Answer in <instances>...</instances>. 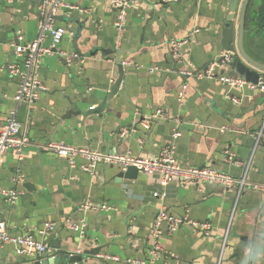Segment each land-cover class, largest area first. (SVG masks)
I'll list each match as a JSON object with an SVG mask.
<instances>
[{
	"label": "crops",
	"instance_id": "1",
	"mask_svg": "<svg viewBox=\"0 0 264 264\" xmlns=\"http://www.w3.org/2000/svg\"><path fill=\"white\" fill-rule=\"evenodd\" d=\"M64 1L83 10L63 11L59 15L63 22L56 20L66 31L59 46L65 56L42 59L34 70L43 86L39 99L17 105L19 79L7 67L15 59V46L29 44L37 36L39 8L33 5L39 0H0V127L15 112L31 144L20 160L7 153L0 163V187L23 192L13 205L0 198V229L5 227L14 236L30 235L48 244L54 256L80 250L75 255H81L84 264L147 262L153 223L164 208L174 216L209 223L212 234L205 237L185 228L167 234L162 228L157 264H264V99L244 90L246 98L236 105L225 99L227 90L216 81L180 75L184 70L201 71L225 53L221 46L228 14L225 1L133 0L138 7L128 13L120 45L110 0ZM263 6L264 0H251L243 42L247 55L264 65ZM79 26L82 58L64 64L61 59L75 55L74 38L67 28ZM195 28L199 31L194 42L183 48L181 60H174L169 43L186 38ZM233 46L236 51L229 54L243 61L236 43ZM116 51L123 53L127 83L105 103L110 83L118 78ZM226 71L236 74L231 67ZM181 91H185L183 104L178 100ZM101 105L100 112L89 113ZM156 110H163L165 116L151 121ZM146 119L148 129L142 126ZM175 129L180 132L174 142L175 157L181 165L212 167L234 179L243 178L250 187L238 195L219 185L161 186L157 176L138 172L136 180L119 179L120 168L104 165H98L90 177L41 149L48 143H63L150 158L169 142ZM224 152L233 154L240 166L225 163ZM16 169L22 179L15 186ZM154 193L165 197L154 198ZM86 202L107 204L110 210L80 213L78 208ZM80 220L87 225L82 240L69 228ZM47 222L55 223L54 233L40 235ZM96 254L119 261L100 260ZM21 256L12 245L0 247V264Z\"/></svg>",
	"mask_w": 264,
	"mask_h": 264
},
{
	"label": "built area",
	"instance_id": "2",
	"mask_svg": "<svg viewBox=\"0 0 264 264\" xmlns=\"http://www.w3.org/2000/svg\"><path fill=\"white\" fill-rule=\"evenodd\" d=\"M182 0H162L164 4H174ZM110 6L116 13L114 28L116 31L117 45L123 39L125 33L128 13L131 9L137 8L138 5L133 0H110ZM38 33L32 42L29 44H19L14 48L15 59L8 64V72L11 76L19 79V86L14 97L17 105H31L40 97V91L43 86L34 76V70L38 67L42 59L46 56L59 55L61 58L65 56L59 50L62 39L66 31L63 27L56 24V16H59L63 11L83 10L77 6L70 5L64 0H44L39 9ZM199 29L195 28L186 38L181 40H172L169 43L171 55L174 60L182 59V50L184 47L190 46L194 42V38ZM48 42V44H46ZM66 57L64 60L70 62L71 58ZM233 56L229 53H224L220 58L208 63L206 67L197 72L184 70L180 75L184 77H195L197 80L216 81L221 87L227 90L225 99L229 102L239 105L246 98L242 92L248 90L255 92L264 99V72L259 74L256 83L246 81L237 74L227 72ZM236 91V92H235ZM185 91L178 93V100L183 104ZM163 110H156L150 120L159 117L164 118ZM149 119L142 122L144 129L149 128ZM180 126V125H179ZM221 132L225 128L220 129ZM127 133V131L123 130ZM180 136L178 130H174L169 142L164 144L157 154L150 158H135L127 155H110L99 151H93L86 148H78L75 146L63 143H48L43 148L46 152L52 153L58 158H64L70 168H79L80 171L90 177L95 176V170L98 165L116 166L122 171L127 167H135L147 176H157L161 186L177 185L198 187L208 185H219L225 189H234L237 194H241L242 190L250 187L249 184L242 179H234L228 174L220 173L212 167L189 168L181 165L175 157V140ZM142 143V141H140ZM29 137L21 131L20 125L16 120L15 112H11L8 119L0 127V163L7 153L13 154L17 159H21L22 153L30 146ZM225 163L231 166H240L239 162L234 159L233 154L224 152ZM79 160L83 163L80 164ZM22 175L19 169L15 170L13 182L15 186L21 181ZM257 189L256 187L252 186ZM23 195L22 191L14 189H3L0 187V198L9 205L15 202ZM154 198L162 199L165 194H153ZM110 208L107 204L92 205L90 202L84 203L78 208L80 213L87 212H107ZM85 220H80L78 223L70 224V230L77 235L79 240L85 237L86 232ZM162 228L167 234H171L180 228L189 230H198L203 236L209 237L212 234L211 226L207 222H197L191 220L187 215L177 217L169 214L164 208H160L153 223L152 238L153 243L149 251V260L136 261L127 260L129 264H157V259L161 256V245L159 243L162 236ZM56 229L55 223L47 222L39 231L40 235L50 236ZM12 245L17 255H32V254H50L54 256L55 252L50 249L49 245L36 240L30 235L14 236L7 231V228L0 229V247ZM80 250L75 251L80 253ZM96 257L104 261H119V258L109 255L96 254ZM161 264H169L163 262Z\"/></svg>",
	"mask_w": 264,
	"mask_h": 264
},
{
	"label": "water",
	"instance_id": "3",
	"mask_svg": "<svg viewBox=\"0 0 264 264\" xmlns=\"http://www.w3.org/2000/svg\"><path fill=\"white\" fill-rule=\"evenodd\" d=\"M228 5V14L226 16L224 29L222 30L221 37V46L224 49L225 53H232L236 51L234 48V43H236V48L239 56L243 61H240L238 56H233V59L230 63V67L232 70L240 77L244 78L246 81L251 83H256L259 77V74L255 71L264 72V65L252 59L244 50V33H245V24L246 18L248 15V8L251 0H223ZM44 0H39L38 3L33 5L37 7V9L42 6ZM38 10V15H39ZM235 18L238 19L237 26L234 23ZM55 20L63 22V18L60 16H56ZM75 23L78 24L79 21L75 20ZM67 31L72 34L73 42V50L75 53V57L70 59V62H78L79 58H82V54L77 46V40L80 36L81 26H79L78 30L68 27ZM123 53L120 51H116L115 55V64L118 69V78L110 83V90L107 94L104 102L107 100H111L114 96H117L119 93V88L122 84H126L127 80L124 76V67L122 64V60L120 59ZM62 62L68 63L66 60ZM126 93L123 91L122 95ZM102 105L97 108H90L89 113H97L100 112ZM139 171L135 167H127L125 171H121L117 174V178L119 179H127V180H136ZM36 259L26 258L24 256L16 257L13 259V262H8L7 264H84V260H82L81 255L75 254H66V255H58V256H48L46 253L37 255Z\"/></svg>",
	"mask_w": 264,
	"mask_h": 264
},
{
	"label": "trees",
	"instance_id": "4",
	"mask_svg": "<svg viewBox=\"0 0 264 264\" xmlns=\"http://www.w3.org/2000/svg\"><path fill=\"white\" fill-rule=\"evenodd\" d=\"M264 7V6H263ZM263 19H264V14H263V17H262ZM263 25H264V23H263Z\"/></svg>",
	"mask_w": 264,
	"mask_h": 264
},
{
	"label": "flooded vegetation",
	"instance_id": "5",
	"mask_svg": "<svg viewBox=\"0 0 264 264\" xmlns=\"http://www.w3.org/2000/svg\"><path fill=\"white\" fill-rule=\"evenodd\" d=\"M257 29V28H256ZM257 31H258V29H257Z\"/></svg>",
	"mask_w": 264,
	"mask_h": 264
}]
</instances>
